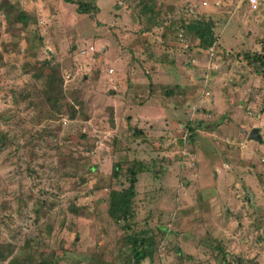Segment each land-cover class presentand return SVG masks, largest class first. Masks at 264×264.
<instances>
[{
    "label": "rangeland",
    "instance_id": "obj_1",
    "mask_svg": "<svg viewBox=\"0 0 264 264\" xmlns=\"http://www.w3.org/2000/svg\"><path fill=\"white\" fill-rule=\"evenodd\" d=\"M9 1L32 19L24 29L0 11V264L13 256L18 264L43 256L129 264L107 214L109 190L127 185L112 174L118 160L144 165L133 226L149 229L154 243L141 264H264V78L243 58L264 51V6L154 0L164 24L184 7L214 21L221 47L210 60L197 53L185 75L187 55L173 64L182 48L176 30L163 25L165 39L156 26L139 33L138 0H95L98 11L88 14L64 0ZM183 38L193 52L194 39ZM33 60L60 72L64 111L32 105L40 81L25 64ZM159 60L168 70H158ZM155 76L162 85L148 86ZM262 110L261 141L248 140Z\"/></svg>",
    "mask_w": 264,
    "mask_h": 264
},
{
    "label": "trees",
    "instance_id": "obj_2",
    "mask_svg": "<svg viewBox=\"0 0 264 264\" xmlns=\"http://www.w3.org/2000/svg\"><path fill=\"white\" fill-rule=\"evenodd\" d=\"M64 1L67 3H74L76 12L80 14L95 13L98 11L95 0ZM138 1L140 2L139 5L142 14L145 17V29L143 28L144 30H139L140 34L149 32L152 27L156 26L162 29L160 37L165 39L166 33L163 25H166L170 30H176V35L178 31H182L184 36L186 34L194 39V54L205 51L206 48L213 43H215L214 48L221 47L219 46L218 41H216L214 21L209 14L206 15L190 11L188 7H184L177 11L175 18L169 20L172 24L168 25L169 22L164 24L163 14L159 4H156L154 0ZM0 11L5 18L11 17L18 21L24 29L28 27L30 20L32 19V16L28 14L26 10L17 8L15 3L10 2L9 0H0ZM134 39L140 40L139 34ZM143 42L144 43H141V47L143 51H146V42L144 40ZM39 44H41L40 41ZM263 48L264 45L261 44V49ZM189 52L192 53L191 50L187 53ZM147 54V56H150L149 52H147ZM243 58L246 63H248L249 67H253L254 70L259 71L260 75L264 78V51L244 53ZM171 62H173V60ZM25 65V72L27 73L28 69V71L32 75H35L34 77L40 81V85L35 89L32 105L41 111L43 105L51 110L56 109V113H58V110L64 111V95L60 72L52 69L47 60H33ZM147 85L149 86L150 82L147 83ZM166 92L167 90L164 91V93ZM46 114L52 116L51 113L47 112ZM194 126L197 127L196 124ZM194 135V131L190 130V136ZM142 170H144V165L138 160H134L131 163L118 160L112 165V174L114 176L125 175L127 185L119 190L111 189L107 194V214L121 229L122 243L128 249L127 260L129 264H141L143 260L149 259L152 254V246L154 243L153 236L149 229H135L133 226L136 212L134 205V183L136 181L137 173ZM26 258L31 259V256L25 254V256L22 257V262L25 261ZM15 259L14 256L11 257L8 260V263L18 264ZM33 264H50V257H38Z\"/></svg>",
    "mask_w": 264,
    "mask_h": 264
},
{
    "label": "crops",
    "instance_id": "obj_3",
    "mask_svg": "<svg viewBox=\"0 0 264 264\" xmlns=\"http://www.w3.org/2000/svg\"><path fill=\"white\" fill-rule=\"evenodd\" d=\"M256 10V9H255ZM160 31H162V29L160 28ZM149 52V51H148ZM146 55H148L147 54V52L145 53ZM177 55H181V56H177ZM177 55H175L174 56V60H175V62L173 63L176 67L177 66H179V63H178V61H181V60H183L184 59V56L186 57V55L187 56H190L189 58L190 59H196V61L195 62H197V60L198 59H200V57L197 55V54H194V52H189V53H187V51L186 52H184V51H181V53L179 54H177ZM178 57H181L182 59H180V58H178ZM173 59V58H172ZM170 62H171V60H170ZM194 61L190 64L188 61H186V60H184V62H183V64H182V66H183V69H184V73H185V75H188L189 73H188V71H192V69L191 68H193V66H192V64L193 63H195ZM159 65H160V67H161V69L160 68H158V70H160V71H166V70H168L166 67H165V63H163V62H160V60H159ZM156 78V76L153 78L154 79V81H153V79H150L149 78V81H148V83L150 82V84H154V83H156L157 84V86L159 87L160 85H162V84H159L158 82H156L157 80L155 79ZM158 79V78H157ZM152 81V82H151ZM249 103L250 104H248V108H250L251 109V103L252 102H250L249 101ZM232 104V105H231ZM235 104H236V101H234V102H230V104L229 105H231L230 106V108H229V110L232 112V111H234V109H235ZM217 104L216 103H214V106H216ZM236 106L237 107H239L238 106V104H236ZM252 106H254V103H252ZM224 108L226 107V106H223ZM223 107H221V110L223 109ZM247 114V113H246ZM263 116V110L260 112V113H254L253 114V117H252V119L255 121V124H254V127L255 128H259V124L258 123H260V118ZM229 117L230 118H232L233 120V123L235 124V125H237V129L236 130H238V132L239 131H241V129H243L242 127H243V121H242V119H241V116H239V113H234V114H230L229 115ZM238 117H240V119L238 118ZM244 119H247V116H242ZM254 123V122H253ZM223 127V126H222ZM240 127V129H238ZM227 128H230V130H232V128H231V123L228 125V127L226 126V130H227ZM255 142V141H254ZM239 145H242V143H239ZM223 167H224V165H223Z\"/></svg>",
    "mask_w": 264,
    "mask_h": 264
},
{
    "label": "built area",
    "instance_id": "obj_4",
    "mask_svg": "<svg viewBox=\"0 0 264 264\" xmlns=\"http://www.w3.org/2000/svg\"><path fill=\"white\" fill-rule=\"evenodd\" d=\"M245 2H246V4H247V6H248L250 11H253V10L257 9L260 6H264L263 0H245ZM183 36L184 35H183L182 31H178L177 32V41H178L179 46L182 47L181 51L186 52L187 51V42H186L185 38H183ZM214 44L215 43H213L211 46H209L205 50L208 60H210L214 56V49H215L214 48ZM86 47H87L86 51H88V50L92 51L93 50V46L92 45H88ZM80 51L84 52L83 50H80ZM193 61L195 62L196 59H193V58L190 59V63H192ZM110 71H111V69L108 70V72H110ZM205 94H207V93H205ZM247 114H249V111L247 112ZM260 160L262 162H264V156H262ZM224 167L227 168V165H224Z\"/></svg>",
    "mask_w": 264,
    "mask_h": 264
},
{
    "label": "water",
    "instance_id": "obj_5",
    "mask_svg": "<svg viewBox=\"0 0 264 264\" xmlns=\"http://www.w3.org/2000/svg\"><path fill=\"white\" fill-rule=\"evenodd\" d=\"M246 138L248 140H252V141H256V142H260L261 141V138L260 136L258 135V129L255 128V127H252L249 132L247 133V136Z\"/></svg>",
    "mask_w": 264,
    "mask_h": 264
}]
</instances>
